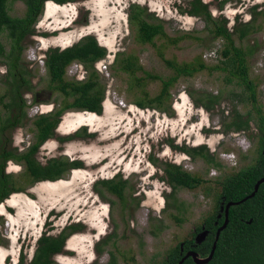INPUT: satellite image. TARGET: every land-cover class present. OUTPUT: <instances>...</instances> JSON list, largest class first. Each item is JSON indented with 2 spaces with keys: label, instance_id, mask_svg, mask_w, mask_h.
<instances>
[{
  "label": "rangeland",
  "instance_id": "1",
  "mask_svg": "<svg viewBox=\"0 0 264 264\" xmlns=\"http://www.w3.org/2000/svg\"><path fill=\"white\" fill-rule=\"evenodd\" d=\"M190 1L45 2L35 33L24 42L21 62L30 81L22 90L26 115L3 132L1 142L14 152L26 150L36 139V116L65 104L66 96L51 88L45 65L51 48L95 36L108 53L95 63L105 98L101 112L64 111L55 135L36 154L42 164L66 158L82 161L80 167L59 180L35 182L23 162H6L5 172L21 190L0 204V264H19L23 256L28 264L43 234L58 235L72 225L82 226L70 233L53 264H159L171 248L196 236L197 227L216 210L221 181L257 162L262 133L254 106L264 113V16L255 18L253 7L264 12V0H203L214 18L227 19L231 30L238 21H253L258 29L243 40L235 35L238 45L254 51L249 62L256 101L244 85L228 82L226 72L212 69L224 59L225 41L214 37L203 17L187 12ZM134 5L146 8V18L161 22L177 42L161 36L152 43L141 42L137 25L130 20ZM26 9L24 0L9 3L13 16H23ZM3 41L9 52L6 34ZM127 56L136 57L142 69H121L117 60L123 64ZM165 59L179 64L198 59L208 67L181 76L160 105L139 106L138 101L148 103L159 95L162 79L175 74ZM10 62L8 53L0 57V107L5 119L15 112L23 115L9 106ZM83 66L87 78L91 68ZM73 72L71 65L68 79ZM212 96H218L216 103H209ZM238 113L249 119L247 128L232 125ZM202 145L221 166L186 150ZM166 162L183 166L205 182L195 189L173 187L166 177ZM120 177L127 181L124 198L100 182Z\"/></svg>",
  "mask_w": 264,
  "mask_h": 264
},
{
  "label": "trees",
  "instance_id": "2",
  "mask_svg": "<svg viewBox=\"0 0 264 264\" xmlns=\"http://www.w3.org/2000/svg\"><path fill=\"white\" fill-rule=\"evenodd\" d=\"M11 0H0V57L8 55L11 58L10 75L12 84V102L11 106L16 111L24 110L25 100L22 96L23 88L30 85L27 77V70L22 64L24 53V42L27 37L33 35L36 30V24L39 16L42 14L45 2L48 0H24L27 9L23 16H13L9 10ZM58 4H64L72 0H52ZM190 8L187 12L191 16H201L211 26V32L216 38H223L225 47L222 51L224 59L221 64L215 65L212 69L226 72V80L233 82L237 80L251 92L252 100L256 101V84L250 77L249 57L253 54V49H247L237 44L235 35L240 40L246 38L249 34L255 33L253 21H238L234 24L233 30L227 25V19L220 20L214 18L207 3L203 0H191ZM254 8V17L264 16V12L256 11ZM147 9L134 5L130 20L137 25L138 38L143 43H152L157 36L166 37L172 42L177 39L168 36L164 25L161 22H153L146 18ZM238 19H240L238 17ZM237 19V20H238ZM6 34L10 40V50L7 51L3 41V35ZM107 48L101 45L98 39L93 35H88L81 41L64 49L60 47L51 48L45 54V65L50 76L51 88L63 93L66 96L65 104L53 112L42 113L34 119L36 130V139L26 150L14 152L7 148L5 143L1 142L3 132L11 127L19 125L23 115L15 112L9 114L5 119L2 117L0 107V204L7 199L13 192L21 190L17 187L11 174L5 172L6 162L16 160L23 162L26 172L33 181H56L70 169L81 166L82 161H69L66 158H52L46 164H42L36 157L40 146L55 135L56 128L61 121V115L67 109H76L89 112H101L105 98V88L101 84L100 75L95 68V63L107 56ZM75 61H79L91 68L88 77L84 80H74L67 78V69ZM121 69L135 72L142 69L136 57L127 56L117 60ZM168 66L174 69L175 74L162 79L161 93L148 99V103L138 101L141 107L147 105H160L163 98L170 95V89L181 76H193L195 73L207 68L208 66L201 60L193 62L177 63L170 59H165ZM153 78L160 76L151 75ZM30 90L31 87L28 86ZM3 96H0V104ZM209 103H216L218 96H212L208 99ZM212 106V105H211ZM208 106V107H211ZM257 112V122L261 130V154L255 164L241 169L236 173L227 175L221 181V192L218 196L216 210L208 215L202 225L197 227L201 231L203 226L209 231L205 241L200 244L195 242V234L187 238L183 243L184 250L181 253V243L171 248L165 258L159 264H178L182 257L189 250L198 252L201 256L210 254L213 243L216 239L218 228L224 223L225 215L219 218L221 203L230 201H240L249 196L253 191L257 181L264 177V113L262 107L254 106ZM232 125L237 129H245L249 126V119H243L238 113L236 120ZM60 139L65 140V137ZM186 148V147H185ZM193 156L202 155L207 161L214 163V166H221L220 162L215 161L214 156L209 152L206 145L200 147L186 148ZM165 173L168 182L173 187H185L195 189L201 186L205 179L200 175L193 174L175 163H165ZM109 191L117 196L124 198V190L127 184L126 179L121 177L116 179H105L100 181ZM82 225H72L62 230L58 235L43 234L37 244L34 256L28 264H53L54 256L60 254L67 242L70 233L77 230ZM68 229H70L68 231ZM19 264H26L25 257L20 259ZM183 264H197L192 257L187 258ZM206 264H264V183H262L252 198L233 205L229 210V223L221 232L217 241V247L213 259Z\"/></svg>",
  "mask_w": 264,
  "mask_h": 264
},
{
  "label": "water",
  "instance_id": "3",
  "mask_svg": "<svg viewBox=\"0 0 264 264\" xmlns=\"http://www.w3.org/2000/svg\"><path fill=\"white\" fill-rule=\"evenodd\" d=\"M72 45L73 44L65 46V47H62V49L66 48V47H69V46H72ZM262 183H264V177L257 181V183L255 184V187H254V191L249 196H247V197H245V198H243V199H241L240 201H237V202L230 201V202L226 203V205L221 204V212L224 213L225 220H224V223L217 230L216 239H215V241L213 243V247H212V250H211L209 255L201 256L198 252H196L194 250H189L182 257V259L179 261L178 264H183V262L189 257H192L197 264H206V263L210 262L213 259V256H214V253H215V250H216V247H217V241L219 239V236H220L221 232L227 227V225L229 223V210H230V207L233 206V205H238L239 203L247 200L248 198H252L256 194V192L258 191V189H259V187H260V185ZM219 216H221V214ZM208 234H209V231L207 229H205V226H203V229L196 233V236H195L196 244H200L203 241H205L207 236H208ZM183 246H184L183 243H181V250L182 251L184 249Z\"/></svg>",
  "mask_w": 264,
  "mask_h": 264
},
{
  "label": "built area",
  "instance_id": "4",
  "mask_svg": "<svg viewBox=\"0 0 264 264\" xmlns=\"http://www.w3.org/2000/svg\"><path fill=\"white\" fill-rule=\"evenodd\" d=\"M103 59H101V60H103ZM101 60H99V61H101ZM71 65L74 66V72H73V74H70L71 75L70 78L74 79V80H84L86 78L85 74H87V72L85 71V68L83 66L84 64L79 62V61H75ZM69 67H68V69H69ZM68 69H67V73H68Z\"/></svg>",
  "mask_w": 264,
  "mask_h": 264
},
{
  "label": "flooded vegetation",
  "instance_id": "5",
  "mask_svg": "<svg viewBox=\"0 0 264 264\" xmlns=\"http://www.w3.org/2000/svg\"><path fill=\"white\" fill-rule=\"evenodd\" d=\"M221 204L226 205V204L224 203V201H223ZM220 214H221V216H219ZM222 215H223V213L221 212V206H220V212H219V214H218V217L221 218ZM183 250H184V249H183ZM182 252H183V251L181 250V253H182Z\"/></svg>",
  "mask_w": 264,
  "mask_h": 264
},
{
  "label": "bare ground",
  "instance_id": "6",
  "mask_svg": "<svg viewBox=\"0 0 264 264\" xmlns=\"http://www.w3.org/2000/svg\"><path fill=\"white\" fill-rule=\"evenodd\" d=\"M50 6H51V5H49V8H50ZM48 10H49V9H48ZM49 12H50V11H48V13H49ZM93 113H96V112H93ZM84 120H85V119H84Z\"/></svg>",
  "mask_w": 264,
  "mask_h": 264
}]
</instances>
